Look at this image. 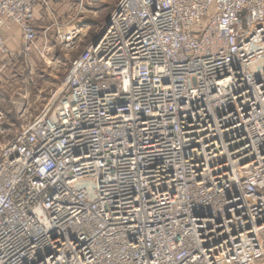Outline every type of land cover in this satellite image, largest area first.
Instances as JSON below:
<instances>
[{
    "label": "built area",
    "instance_id": "2783aa9c",
    "mask_svg": "<svg viewBox=\"0 0 264 264\" xmlns=\"http://www.w3.org/2000/svg\"><path fill=\"white\" fill-rule=\"evenodd\" d=\"M50 2L0 0L2 70ZM31 111L0 109V264H264V0H121Z\"/></svg>",
    "mask_w": 264,
    "mask_h": 264
},
{
    "label": "rangeland",
    "instance_id": "374dc122",
    "mask_svg": "<svg viewBox=\"0 0 264 264\" xmlns=\"http://www.w3.org/2000/svg\"><path fill=\"white\" fill-rule=\"evenodd\" d=\"M120 2L121 0H55L56 6L52 7L50 4L60 25L54 26L53 18L45 19L46 28L54 30L51 36L47 34L51 48L43 61L33 56V75L30 74L31 65L22 63L11 65L8 72L10 76L8 102L13 101L12 104L18 105L20 110L30 105L31 112L36 115L48 91L61 88L71 62L102 32L117 11ZM58 30L62 34L81 30L82 36L73 52L64 50L58 40ZM31 76L37 81V86L30 83ZM12 114L16 122L18 114L15 112ZM3 144L0 136V152Z\"/></svg>",
    "mask_w": 264,
    "mask_h": 264
},
{
    "label": "crops",
    "instance_id": "0c3cea01",
    "mask_svg": "<svg viewBox=\"0 0 264 264\" xmlns=\"http://www.w3.org/2000/svg\"><path fill=\"white\" fill-rule=\"evenodd\" d=\"M50 4L52 7L56 6L55 0H51ZM46 13L44 11L43 7H39L36 12V22L35 27L39 35V42L42 43L43 37L45 34H48L51 36V33L54 31L51 28L46 32ZM0 35L3 36V38L6 41V44L11 51H18L22 45L23 42V33L18 25L11 24L8 26H0ZM3 57H0V109L7 115L8 119L10 120V123L7 124V127H10V125L15 122V119L13 117V112L15 114H18L20 111L18 105L12 104V102H8L7 98L9 97V84H10V76L8 75L9 68H6L2 70L3 66ZM8 107V108H7Z\"/></svg>",
    "mask_w": 264,
    "mask_h": 264
},
{
    "label": "water",
    "instance_id": "95a60500",
    "mask_svg": "<svg viewBox=\"0 0 264 264\" xmlns=\"http://www.w3.org/2000/svg\"><path fill=\"white\" fill-rule=\"evenodd\" d=\"M108 23H109V21H108Z\"/></svg>",
    "mask_w": 264,
    "mask_h": 264
}]
</instances>
